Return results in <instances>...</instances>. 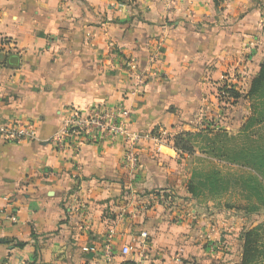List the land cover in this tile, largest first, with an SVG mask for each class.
Returning <instances> with one entry per match:
<instances>
[{"label":"crops","instance_id":"crops-1","mask_svg":"<svg viewBox=\"0 0 264 264\" xmlns=\"http://www.w3.org/2000/svg\"><path fill=\"white\" fill-rule=\"evenodd\" d=\"M2 40L0 125L28 122L37 137L0 141V264H106L108 237V264H241L264 205L220 202L208 183L261 181L253 162L218 160L198 139L190 154L157 151L150 136L202 137L200 118L209 133L252 131L244 96L264 60V0H0ZM224 77L241 97L220 109ZM95 105L129 114L137 169L121 139L56 148L66 110Z\"/></svg>","mask_w":264,"mask_h":264},{"label":"built area","instance_id":"built-area-1","mask_svg":"<svg viewBox=\"0 0 264 264\" xmlns=\"http://www.w3.org/2000/svg\"><path fill=\"white\" fill-rule=\"evenodd\" d=\"M7 44L4 40L0 41V53H7ZM247 57V56H246ZM245 64L248 62L244 59ZM228 78L222 79L221 85L216 91L215 98L220 102L231 104L233 99L229 96L228 91L233 90L239 92L232 83L228 82ZM128 113L121 108H109L105 105H95L91 107L84 115L74 108L70 107L66 110L65 116L62 120V127L59 133L53 139L56 148L60 151L70 149L73 153L78 152V149L84 144H101L103 142H113L118 139L123 141L124 147V160L125 165L130 169H137L139 166V159L134 145L137 143L138 138L131 135L127 129ZM206 118L199 119L201 128L208 127L205 122ZM216 128V127H215ZM37 137L36 128L28 122L15 123L10 127L0 125V141L7 144H17L21 141H32ZM154 142L156 150L160 151L161 148H170L177 154H182L172 147L170 135L165 131H158L150 136ZM77 166H75L76 168ZM77 169V168H76ZM159 200L164 203L165 198L160 197ZM141 251L148 249V236L146 233H140ZM110 238H107V244L104 247L103 257L106 264L110 261ZM211 249L222 250L224 247L219 243L210 245ZM130 247H123L122 254L130 253Z\"/></svg>","mask_w":264,"mask_h":264},{"label":"rangeland","instance_id":"rangeland-1","mask_svg":"<svg viewBox=\"0 0 264 264\" xmlns=\"http://www.w3.org/2000/svg\"><path fill=\"white\" fill-rule=\"evenodd\" d=\"M220 103L222 105L219 107L220 109L232 105L223 103V101H220ZM248 111L250 118L244 120L243 123L248 124L252 131L247 136L235 133L234 131H237V128H241L239 126L242 124L237 125V123H234L231 124V128L234 130L230 132L233 134H225L226 132L209 133L211 128L204 127L203 129L208 133L202 134V137L201 135L199 137H191V143H194L197 139L200 143H206L209 147L207 152L218 160L232 159L235 157L234 154L239 152V157H242L240 161L254 162L256 160L254 158L255 155L257 157L259 152L261 155L264 154V85L249 101ZM220 121L224 124V120L220 119ZM208 134L214 135L208 137ZM242 145L245 147V152L242 150L244 148H240ZM225 173L222 176L221 174L219 175V183L217 184V192L219 191L218 193L221 195L220 202H226L230 205H242L243 202L254 204V202H257L261 205V189H258V196L256 188L254 189L257 185L254 182L256 180L254 177L256 176L246 178L245 174H240V172H235L231 176L227 172ZM242 178H246V181L243 182Z\"/></svg>","mask_w":264,"mask_h":264},{"label":"trees","instance_id":"trees-1","mask_svg":"<svg viewBox=\"0 0 264 264\" xmlns=\"http://www.w3.org/2000/svg\"><path fill=\"white\" fill-rule=\"evenodd\" d=\"M264 85V60L259 68V71L257 75L252 79L250 88L245 94V98L248 99L249 101L259 92V90L262 88ZM229 96L233 99L231 104H235V102L241 97V94L239 92L230 90L228 91ZM191 135L189 133H182L175 135L171 138L172 142V147L177 150L181 151L182 153H192L193 151V146L190 141ZM234 158L232 159H226L231 162L235 161H240L242 160V157L240 156L239 152H236L234 154ZM243 156V155H241ZM256 160L253 162V168L260 172V176L262 178L261 181H257V179L254 181L257 185L254 187L256 188V193L258 196V189H261V205H264V154L261 155L260 152L258 153V156H254ZM219 183V178L216 176H213L212 178L209 179V186L212 188H217V184ZM259 205V206H261ZM259 239V240H258ZM258 241L263 242L264 244V227H257L256 229L247 232L244 235V253L242 257V262L241 264H256L254 263L256 261V257L259 255H262L264 253V248L263 250H258L256 248V245Z\"/></svg>","mask_w":264,"mask_h":264},{"label":"water","instance_id":"water-1","mask_svg":"<svg viewBox=\"0 0 264 264\" xmlns=\"http://www.w3.org/2000/svg\"><path fill=\"white\" fill-rule=\"evenodd\" d=\"M0 59L4 60L5 56L3 54H0ZM7 59H8V64L11 66H15L18 60L17 57L15 56H8Z\"/></svg>","mask_w":264,"mask_h":264}]
</instances>
